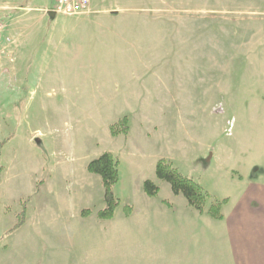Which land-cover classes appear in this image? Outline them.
Instances as JSON below:
<instances>
[{"label": "rangeland", "instance_id": "1", "mask_svg": "<svg viewBox=\"0 0 264 264\" xmlns=\"http://www.w3.org/2000/svg\"><path fill=\"white\" fill-rule=\"evenodd\" d=\"M55 1L0 0V264H209L211 225L156 165L206 209L264 182V0H93L50 19ZM106 152L120 204L102 221L87 166Z\"/></svg>", "mask_w": 264, "mask_h": 264}, {"label": "crops", "instance_id": "2", "mask_svg": "<svg viewBox=\"0 0 264 264\" xmlns=\"http://www.w3.org/2000/svg\"><path fill=\"white\" fill-rule=\"evenodd\" d=\"M245 187L236 199L227 202L229 207L225 212L223 210V220L216 221L210 217L213 221L224 224L223 231L217 229V225L206 217L208 215L197 211L202 216L200 218L202 224L211 225L210 231L214 236L213 245L220 248L216 258L215 256L210 259L205 258L204 262L209 264H264V182L249 181ZM161 203L155 207L156 212L163 214L162 210L166 213L169 209L173 216L174 208L172 209L163 201ZM186 214L190 217L189 211Z\"/></svg>", "mask_w": 264, "mask_h": 264}, {"label": "trees", "instance_id": "3", "mask_svg": "<svg viewBox=\"0 0 264 264\" xmlns=\"http://www.w3.org/2000/svg\"><path fill=\"white\" fill-rule=\"evenodd\" d=\"M110 130L113 137L127 135L129 131L128 118L125 117L121 119L119 122L112 125ZM3 146V143L0 144V157ZM87 170L90 174L97 175L101 178L105 191V207L98 211V219L102 221L113 219L116 209L120 204V200L116 198L113 193L114 188L119 182L118 160L113 154L106 152L92 160L88 164ZM156 177L160 181L170 184L173 194L175 196H183L187 200L189 206L194 208L200 214H206L216 221L224 219L223 207L228 200L226 199L222 202H216L206 209L207 200L209 198L207 192L198 183L182 175L169 161L160 160L157 162ZM143 190L150 198H157L160 193V187L150 180L144 182ZM163 203L168 204L166 201H163ZM90 214V210H84L82 212V217L86 218ZM24 222L25 219H20L18 227L24 225Z\"/></svg>", "mask_w": 264, "mask_h": 264}, {"label": "built area", "instance_id": "4", "mask_svg": "<svg viewBox=\"0 0 264 264\" xmlns=\"http://www.w3.org/2000/svg\"><path fill=\"white\" fill-rule=\"evenodd\" d=\"M93 0H56L53 12L57 16L73 17L91 11Z\"/></svg>", "mask_w": 264, "mask_h": 264}, {"label": "water", "instance_id": "5", "mask_svg": "<svg viewBox=\"0 0 264 264\" xmlns=\"http://www.w3.org/2000/svg\"><path fill=\"white\" fill-rule=\"evenodd\" d=\"M48 15H49V18L50 19H55L56 18V14H55V12H53V11H50V12H48Z\"/></svg>", "mask_w": 264, "mask_h": 264}]
</instances>
